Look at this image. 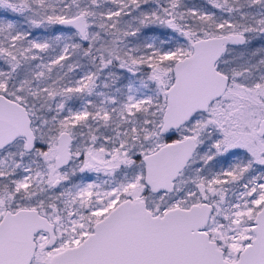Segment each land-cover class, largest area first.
<instances>
[{"label":"snow or ice","instance_id":"snow-or-ice-1","mask_svg":"<svg viewBox=\"0 0 264 264\" xmlns=\"http://www.w3.org/2000/svg\"><path fill=\"white\" fill-rule=\"evenodd\" d=\"M0 264H264V0H0Z\"/></svg>","mask_w":264,"mask_h":264}]
</instances>
